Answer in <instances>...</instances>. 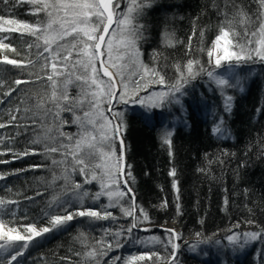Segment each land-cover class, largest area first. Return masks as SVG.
I'll list each match as a JSON object with an SVG mask.
<instances>
[{
    "label": "trees",
    "instance_id": "obj_1",
    "mask_svg": "<svg viewBox=\"0 0 264 264\" xmlns=\"http://www.w3.org/2000/svg\"><path fill=\"white\" fill-rule=\"evenodd\" d=\"M237 7L243 8L251 17L249 30L256 28L259 23L256 0H153L152 6L145 8L139 19V23L144 25L143 37L138 41L140 59L150 67H157L168 81L177 76L175 65H184L189 59H198L206 69L214 67V61L212 65L208 63L207 49L225 20L223 13L227 12L231 19ZM0 15L29 24L44 19L43 13L32 14V5L27 0L22 3L9 0L8 4L0 0ZM236 20L237 30L242 33L239 17ZM201 31L204 32L203 42ZM165 33L172 35L174 46L166 44ZM1 35L8 36L5 42L20 53L19 56H8L23 60L26 65L20 68L5 64L0 68V88L4 84L9 90L15 89L4 108L16 117L12 120L8 113L3 119L14 153L4 158V161H10L9 164L0 163V172L6 174L0 180V199L16 201L11 204V213L5 214L4 220L14 221L10 226L21 231V227L30 223L51 229L33 237L28 243L22 256L25 264H95V261H86L83 253L92 247L100 248L97 241L102 238L113 247L107 255L98 257L100 264H124L126 258L132 255L153 252L158 253V257L137 264H161L172 255L169 243L170 239L175 243L172 234L167 230L158 231L155 227L142 231L140 228L166 222L178 223L182 232L180 243L192 238L177 250L174 264H264V235L241 250L237 248L234 253L231 249L225 251L224 257L211 249L215 242L230 235L264 230L262 62L249 60L239 64L237 70L245 74V79L237 86L225 88L224 94L206 73H201L189 80L182 89L183 94L177 93L176 98L161 107L149 109L131 102L117 105L116 112L123 113L126 124L122 133L126 151L125 173L129 170L127 165H131L130 171L135 178L133 181L125 175V179L136 195V204L147 212L148 219L144 220L137 210V226L127 233L133 217L125 216L121 207L130 205L131 196L128 195L117 206L107 209L115 219L89 220L77 216L66 224L53 226L50 224L52 216L64 215L65 207L74 211L80 208V204L75 199L70 204L52 203L53 196L64 189L65 180L62 177L65 168L71 172V156L67 157L65 164L53 163L54 160L65 159L61 154L64 150L48 152L45 145L59 147L61 141L70 143L60 136V132L75 136L78 125L72 122L75 116L71 111L61 113V118L68 123L59 130V119L54 121L51 113L46 117L38 114L36 98L46 97L50 90L46 74L40 71L44 61L37 59V52H42L43 47L27 48L35 37L21 32H4ZM189 37H192L191 50L188 48ZM154 53H159L155 60ZM27 59L36 61L35 65H28ZM47 71L50 73L51 69ZM100 75L107 79L103 77L102 70ZM37 76L44 78L37 79ZM17 79L29 83L17 86L14 83ZM79 91L75 84L69 86L70 96L75 97ZM225 95L232 97L231 111L225 110ZM2 99L1 104H4ZM46 106L55 111L52 104ZM25 108L31 110L26 112ZM83 110H87L86 104ZM83 110L76 108L75 115H82ZM217 126L221 131L214 133L213 129ZM48 128L52 130L49 132ZM168 131L172 133L171 149L162 139ZM37 138L41 142L33 143ZM114 147L118 156V140ZM25 151L27 155L23 154ZM173 169L175 176L170 175ZM85 179L79 172L72 173L69 192L61 196V201L68 200L72 195L70 189L74 182L81 184L82 191L89 193L83 201L85 208L99 210L101 206L108 205L106 196L92 199L100 191L98 181L85 183ZM120 181V188L125 190L121 178ZM173 181L177 182L176 188ZM165 201L166 206H162ZM106 230L108 235H105ZM117 232L122 234L114 237ZM81 233L86 236L87 248L78 239ZM153 237L157 239L153 240ZM117 239L119 247L116 246ZM116 257L120 259L115 260Z\"/></svg>",
    "mask_w": 264,
    "mask_h": 264
},
{
    "label": "snow or ice",
    "instance_id": "obj_2",
    "mask_svg": "<svg viewBox=\"0 0 264 264\" xmlns=\"http://www.w3.org/2000/svg\"><path fill=\"white\" fill-rule=\"evenodd\" d=\"M25 0H14V3H22ZM32 5V14H44V19H37L33 24L21 22L15 19H6L0 15V32L12 33L21 32L35 37L33 43L27 44V48L34 46L37 49L43 47V51L37 52V59H43L44 63L40 65V71L46 74L47 85L50 92L45 96H37L35 107L43 116L52 114L53 120H60L58 129L68 121L61 118L64 111L73 112L75 118L72 121L78 125V132L75 136L60 132V136L65 137L70 143L60 142L59 147H49L45 145L48 152H59L65 159L53 161V163L65 164L67 157L71 156V172L67 168L64 170L63 179L65 180L64 189L60 194L54 195L52 203L70 204L73 199L80 204V208L69 211L64 208V215L52 216L50 224L53 226L66 224L75 217H87L89 220L115 219L112 213L107 209L119 204V201L125 196L131 194V203L127 208L121 207L125 216L133 217L132 225L126 230L131 233L132 228L137 226L136 211L138 210L144 220L148 219L147 212L135 203V194L131 187H128V180L123 184L126 191L120 188V177L127 175L134 181L131 174V165L124 171V140L122 133L126 129L122 112H113V100L119 103H136L145 108H157L163 106L170 99L176 98L177 93H182V89L189 82L201 73H206L220 88L224 94V89L232 87L229 78L217 73L216 69L227 63L229 68L232 62L237 64L241 61H259L264 62V0H256L259 5L257 21L258 26L249 30L252 23L249 14L241 7H237L235 14L231 19L227 12H224L225 20L221 22L218 34L207 49L209 65L214 67L206 69L198 59H189L186 64H176L177 76L174 81H168L161 71L155 66H149L140 59L141 53L138 41L143 37L144 25L139 23L145 8L152 6L153 0H27ZM8 4L9 0H3ZM124 4L121 9V4ZM236 17H239L238 23L243 32L237 30ZM115 25V27H113ZM195 31L193 32V36ZM201 42H203L204 32H200ZM8 36L0 37V53H4L0 63L13 65L16 67H25V61L10 58L6 53L12 52L17 56L20 53L10 43H5ZM68 38H71L70 40ZM241 38L243 42H241ZM165 42L168 46H174V39L171 34L165 33ZM191 40L189 37L188 48L191 50ZM42 41V44L40 43ZM61 41H67L61 43ZM55 45L56 47H53ZM201 51L205 49L201 48ZM49 53L45 56L44 53ZM159 53H154L155 60ZM223 62V63H222ZM36 61L27 59L28 65H35ZM99 64V68L97 65ZM50 67V73L47 69ZM103 72V79L100 75ZM63 77V79H60ZM44 77L37 76V79ZM79 82V83H77ZM14 83L19 86L29 81L17 79ZM75 84L80 89L75 97L70 96L69 86ZM155 84L162 86L159 92H148V89ZM15 91V89H12ZM141 92L147 93L140 95ZM11 95V92L5 93ZM232 97L225 95V110L231 111ZM52 104L55 108H48L47 104ZM85 104L87 110H83ZM108 107L105 108L104 105ZM83 110L82 115H75L76 108ZM18 110V109H17ZM31 109L25 108V111ZM111 113V117L107 114ZM11 116V113H9ZM15 120V116H11ZM5 127L0 123V128ZM52 129L48 128L50 132ZM219 126L213 129V132H220ZM170 131L165 132L162 139L171 149ZM47 138V137H45ZM55 139V138H53ZM120 142V154L115 152V141ZM40 143V139L32 141ZM2 154V153H0ZM27 155L28 152L23 153ZM19 155V154H18ZM171 155V151H170ZM7 161H0L6 163ZM79 172L85 176V183L92 180L98 181L100 191L92 196L93 200H99L101 196H106L109 200L108 205H103L99 210L91 207H84L83 201L89 196L87 191H82L83 186L72 182V195L68 200L61 201V196L69 192L68 183L72 173ZM175 176V169L170 172ZM91 176V179L88 177ZM0 179L3 175L0 174ZM57 179V177H54ZM177 182L173 181V187L176 188ZM178 192V188H177ZM179 199V196H177ZM16 201H6L0 199V209L9 204H15ZM227 203V201H225ZM167 202H164L166 206ZM179 209V205H177ZM14 216L15 213H12ZM14 221H5L0 218V253H9L10 259L0 258V264H13L19 256L23 255L21 249H26L33 237H38L42 233L49 232V227L37 229L34 223L23 226L22 231L16 227L10 226ZM251 223V221H249ZM175 239L179 234L174 229H168ZM105 231V235H108ZM122 233H114V237H119ZM199 236V233H197ZM264 235L261 232L244 233L245 240H255ZM78 239L82 245L87 248L86 236L80 234ZM153 240L157 239L155 237ZM239 236H229V241H236ZM25 241L17 245L15 242ZM172 245V255L169 258V264H174L175 252L179 249V244ZM100 248L92 247L83 253L86 261H95L100 264L98 257L107 255L113 245L103 238L97 241ZM116 246L119 247V240H116ZM14 252V254H11ZM80 255V253H76ZM158 253L132 255L126 258L124 264H137L139 261L151 260ZM119 260V257L114 258Z\"/></svg>",
    "mask_w": 264,
    "mask_h": 264
},
{
    "label": "rangeland",
    "instance_id": "obj_3",
    "mask_svg": "<svg viewBox=\"0 0 264 264\" xmlns=\"http://www.w3.org/2000/svg\"><path fill=\"white\" fill-rule=\"evenodd\" d=\"M123 9V8H121ZM115 27V25H114ZM4 32H0V37H2ZM7 41V40H5ZM4 41V42H5ZM241 42H243V40H241ZM6 43V42H5ZM7 55H11V54H15V53H12V52H7L6 53ZM4 55V53H0V59H2V56ZM247 61H241L239 62L238 64L233 61L232 62V67L229 68V66L227 65V63H223V66L220 67V68H217V73L219 74H222V75H225L227 78H229L230 80V83L234 86H237L239 84H241V82L244 81L245 79V74H242L240 72H238V65L241 64V63H245ZM263 65H264V62H262ZM5 64H2L0 63V68L2 66H4ZM47 70H50V67L47 69ZM175 80V79H174ZM172 80V81H174ZM212 83L216 84L213 80H211ZM2 89L0 88V123L4 124L5 127L3 128H0V161H4L5 159L4 158H8L10 154L14 153L13 152V148H12V144L9 140V137H8V128L6 126V123L4 122V116L8 115V111L6 108H4L8 103L9 101L11 100V98L13 97L12 93L13 91L12 90H9L7 88V86H5L4 84L2 85ZM162 90V86L159 85V84H155V85H152L149 89H148V92H159ZM7 92H11V95H5V93ZM147 93L145 92H141L140 95H146ZM177 95V94H176ZM4 99V104H1V99ZM2 99V100H3ZM3 103V102H2ZM123 103H119L117 102L116 100L114 101L113 103V112H116V109L115 107L117 105H121ZM136 104V103H135ZM108 114V113H107ZM109 115V114H108ZM7 117V116H6ZM14 156V155H13ZM13 159V158H12ZM8 162H6V164H9V160H7ZM0 174L3 175V178L6 176L5 173L3 172H0ZM1 180V179H0ZM11 204L7 205L5 208L3 209H0V218L4 219V216L5 214H9L11 213ZM16 211L12 212V213H15ZM23 227H21L20 229H22ZM37 229H40L39 227H37ZM239 236V239L232 242V241H229L228 240V237L224 240H220V241H217L215 242L211 249H212V252H216L217 254H221L223 256L224 252L227 251V250H232V253H234V251L238 248L239 250H241V248H243L246 244H251V243H254V241H256L257 239L255 240H245V237H244V234H233V235H230V236ZM22 242V243H21ZM30 241H27V243H29ZM25 243V241H17L15 242V244L17 245H20V244H23ZM179 243V242H178ZM180 244V243H179ZM21 251L23 252V255L25 253V249H21ZM177 252V251H176ZM11 254H14V252H11ZM22 255V256H23ZM22 256H19L17 258L16 261H13V264H25V262L22 261ZM176 257V255H175ZM224 257V256H223ZM0 258H4V259H10V254L9 253H0ZM169 258L166 260L168 261ZM164 261V262H166ZM163 262V263H164Z\"/></svg>",
    "mask_w": 264,
    "mask_h": 264
},
{
    "label": "water",
    "instance_id": "obj_4",
    "mask_svg": "<svg viewBox=\"0 0 264 264\" xmlns=\"http://www.w3.org/2000/svg\"><path fill=\"white\" fill-rule=\"evenodd\" d=\"M113 27H114V25H113ZM114 101L115 100H113V102H112V104L114 103ZM109 114V116L111 117V113H108ZM118 142H119V140H118ZM120 143V142H119ZM125 151V150H124ZM124 154H125V152H124ZM124 163V171H125V166H126V164H125V162H123ZM121 180H122V186H123V188L124 189H126L125 187H124V184H123V181L124 180H126L125 179V176H121ZM128 186V185H127ZM129 187V186H128ZM133 192V191H132ZM134 193V192H133ZM135 194V193H134ZM130 196H131V194H129ZM135 203H136V195H135ZM149 227H155L158 231H161V230H168V229H174L175 230V232L176 233H178L179 234V236L181 235V229H180V226L178 225V223H176V222H166V223H164L163 225H157V224H148V225H145V226H143V227H141L140 228V230L142 231V230H146L147 228H149ZM190 239H188L187 241H189ZM175 244H179L178 242H177V239H175ZM179 246H181V244H179ZM180 248V247H179ZM175 255H176V252H175ZM161 264H169V260L168 261H166V262H164V263H161Z\"/></svg>",
    "mask_w": 264,
    "mask_h": 264
},
{
    "label": "bare ground",
    "instance_id": "obj_5",
    "mask_svg": "<svg viewBox=\"0 0 264 264\" xmlns=\"http://www.w3.org/2000/svg\"><path fill=\"white\" fill-rule=\"evenodd\" d=\"M120 144V143H119ZM124 150H125V148H124ZM124 152H126V151H124ZM125 157H126V153L124 154V162H125V164H126V161H125ZM125 169H126V166H125ZM125 176V175H124ZM121 178V177H120ZM126 190V189H125ZM181 229V228H180ZM182 239V232H181V235L179 236V238L177 239V242H179L180 243V240ZM188 239H190L189 241H187ZM192 240V238H187V239H185L184 241H182L180 244L182 245V244H184V243H188V242H190ZM174 241H175V238H174Z\"/></svg>",
    "mask_w": 264,
    "mask_h": 264
}]
</instances>
